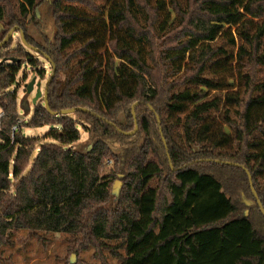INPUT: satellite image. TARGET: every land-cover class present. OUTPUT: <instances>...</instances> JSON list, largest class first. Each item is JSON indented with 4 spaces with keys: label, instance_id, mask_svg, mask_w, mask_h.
<instances>
[{
    "label": "trees",
    "instance_id": "obj_1",
    "mask_svg": "<svg viewBox=\"0 0 264 264\" xmlns=\"http://www.w3.org/2000/svg\"><path fill=\"white\" fill-rule=\"evenodd\" d=\"M97 1L53 0L38 42L44 0H0V43L19 35L0 46V246L26 230L120 264H264V0ZM45 65L50 111L19 122L16 77Z\"/></svg>",
    "mask_w": 264,
    "mask_h": 264
},
{
    "label": "rangeland",
    "instance_id": "obj_2",
    "mask_svg": "<svg viewBox=\"0 0 264 264\" xmlns=\"http://www.w3.org/2000/svg\"><path fill=\"white\" fill-rule=\"evenodd\" d=\"M53 0H44L42 5L36 12L35 27L30 28L29 33L31 37L42 42V38L52 40L56 35V24L53 14L50 10V5ZM97 4H105L104 0L97 1ZM19 39V35L13 36V43L11 47H14ZM46 69V75L44 80H40L36 77L31 70L25 69V67L17 75V107H18V118L19 122L26 123L34 114L36 105H43V92L48 80L49 69L47 65L44 66ZM26 73V79L23 80V75ZM32 79H35V83H40L39 90L42 93L36 103L33 100L36 96L38 88L34 86L31 93H27L25 85L29 84ZM12 87V89H14ZM50 126L42 127H26L21 128L22 135L25 137H43L49 130ZM81 138L80 141L74 145L73 149L88 151L92 148V142L89 136L80 128ZM47 142H51L48 140ZM114 155H117L121 150V145L113 142H108ZM113 160V159H111ZM107 161L103 168V173L109 175L111 192L117 191L119 188L122 191L124 181L123 178H118L116 175L117 167L113 161ZM116 184V185H115ZM157 180L152 185L155 186ZM121 187V188H120ZM238 202L249 203L245 196L235 198ZM115 197L112 194V205L115 203ZM9 243V244H8ZM5 245L0 246V264H120L117 257H114L107 251H97L93 248L75 253L73 251V240L72 237L64 233H45L36 232L31 233L26 230L12 231L11 240ZM107 244L115 246L118 244L117 241H107ZM122 256H125L124 251H118ZM100 255L103 256L104 262ZM70 259H73V263H70Z\"/></svg>",
    "mask_w": 264,
    "mask_h": 264
},
{
    "label": "water",
    "instance_id": "obj_3",
    "mask_svg": "<svg viewBox=\"0 0 264 264\" xmlns=\"http://www.w3.org/2000/svg\"><path fill=\"white\" fill-rule=\"evenodd\" d=\"M14 31H15V29L11 30V31L8 33V35H7V37L4 39V41H3L2 43H0V46H1L2 44H4L5 42H7V41L13 36ZM21 40H22V43H23L24 45H26L31 51H33V52H35V53L38 52L37 49L32 48V47H30V46H28V45L26 44L25 39H24V35H23L22 33H21ZM53 75H54V73H52L50 79H49L48 82L46 83V86H45V89H44V92H43L44 107H45L48 111H50V110H49V106H48V102H47V89H48V83H49L50 80L52 79ZM34 86H36V87L38 88L37 93H36V96H35V98H34V100H33V103L35 104L36 101H37L39 98H41V96H42V93H41L40 90H39L40 83H35V79H32L31 82H30L29 84H26V85H25V90L27 91V93H31V92L33 91V89H34ZM75 111H87V110H86V109H83V108L71 109V110L62 111V114H64V115H69V114H73ZM133 114H134V113H133ZM134 119H135V117H134ZM159 123H160V122H159V119L157 118V124L159 125ZM136 130H137V124H136V121H135V129H134V131H133V132H130V133H124V134H125V135H133L134 132H135ZM163 142H164V140H163ZM226 164L229 165V164H231V163H226ZM247 174H248V176H249V182H250V186H251V188H252L251 177H250L249 173H247ZM115 185H116V184H115ZM120 188H121V187H120ZM119 192H120V189L118 188L117 191L113 192L112 194H113L114 196L118 197ZM252 192H253V194L255 195V197L257 198L256 193H255V191L253 190V188H252ZM258 205H259L260 210H261V212H262V214H263V216H264V210H263V208H262V206H261L259 200H258ZM71 261H73V259H71Z\"/></svg>",
    "mask_w": 264,
    "mask_h": 264
},
{
    "label": "built area",
    "instance_id": "obj_4",
    "mask_svg": "<svg viewBox=\"0 0 264 264\" xmlns=\"http://www.w3.org/2000/svg\"><path fill=\"white\" fill-rule=\"evenodd\" d=\"M0 116H1V114H0Z\"/></svg>",
    "mask_w": 264,
    "mask_h": 264
}]
</instances>
